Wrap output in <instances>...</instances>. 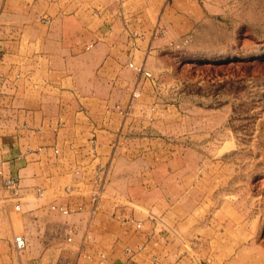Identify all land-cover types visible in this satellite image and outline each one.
I'll list each match as a JSON object with an SVG mask.
<instances>
[{"label":"crops","instance_id":"crops-1","mask_svg":"<svg viewBox=\"0 0 264 264\" xmlns=\"http://www.w3.org/2000/svg\"><path fill=\"white\" fill-rule=\"evenodd\" d=\"M213 2L0 0V178L15 177L21 193L20 210L0 204V264H264L261 242H240L220 259L196 234L211 228L207 214L190 207L189 181L180 186L177 146L155 125L164 114L147 112L154 63ZM134 157L141 171L116 170L133 168ZM97 163L109 171L92 212ZM52 203L83 208L62 216ZM29 222L40 225L45 250L33 257ZM17 229L29 241L23 251ZM59 244L64 251L45 257Z\"/></svg>","mask_w":264,"mask_h":264},{"label":"rangeland","instance_id":"rangeland-1","mask_svg":"<svg viewBox=\"0 0 264 264\" xmlns=\"http://www.w3.org/2000/svg\"><path fill=\"white\" fill-rule=\"evenodd\" d=\"M204 10L195 30L154 63L156 100L147 112L164 114L155 125L177 146L180 186L189 181V205L211 227L196 234L221 259L240 242H261L264 250V0H214ZM142 161L134 157L133 168L119 162L116 170L139 166L137 173ZM37 226L29 222L27 257L45 251Z\"/></svg>","mask_w":264,"mask_h":264},{"label":"built area","instance_id":"built-area-1","mask_svg":"<svg viewBox=\"0 0 264 264\" xmlns=\"http://www.w3.org/2000/svg\"><path fill=\"white\" fill-rule=\"evenodd\" d=\"M91 47V44L87 45V48ZM132 66V64H129ZM139 72H144L142 67L138 69ZM145 75H149L147 72H144ZM18 76V75H17ZM4 82V78L2 74L0 73V87L2 86ZM135 95V94H133ZM124 113H127V110L124 111ZM57 152V150H55ZM109 171V166L106 163H97L91 173L90 183H91V189H90V202L92 203V212L97 209V203L100 199L101 195L105 191V187L107 184V174ZM79 172V171H75ZM70 188L67 187V190ZM38 193L41 194L40 189H38ZM21 193H20V186L18 183V180L15 177L8 176V177H1L0 178V204L3 203H13V208L15 210H20V199ZM83 208L82 205H78L76 207L65 205L61 203H52L49 205V209L59 215L62 216H69L75 212L80 211ZM123 221H131L130 218H123ZM137 227L140 226V222L135 223ZM68 236L66 237V241L69 243L73 242V235L76 233L75 227H71L68 229ZM86 241L88 243L93 242V237L86 234L84 236ZM13 244L17 251H23L29 246V241L25 238L24 235L18 234L13 237ZM127 252H132L130 248H126ZM85 258H90L91 255L89 253H85L83 255ZM100 257H104L103 254H99ZM57 264H71L68 262H60ZM73 264V263H72Z\"/></svg>","mask_w":264,"mask_h":264}]
</instances>
